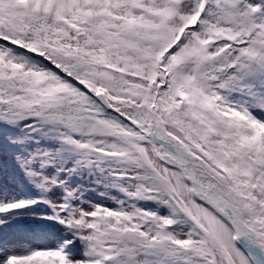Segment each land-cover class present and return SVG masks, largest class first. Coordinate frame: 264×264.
Returning a JSON list of instances; mask_svg holds the SVG:
<instances>
[{
	"label": "snow or ice",
	"instance_id": "obj_1",
	"mask_svg": "<svg viewBox=\"0 0 264 264\" xmlns=\"http://www.w3.org/2000/svg\"><path fill=\"white\" fill-rule=\"evenodd\" d=\"M0 264H264V0H0Z\"/></svg>",
	"mask_w": 264,
	"mask_h": 264
}]
</instances>
